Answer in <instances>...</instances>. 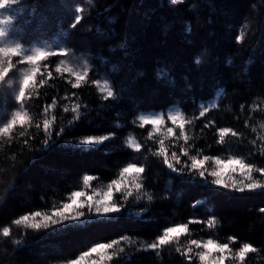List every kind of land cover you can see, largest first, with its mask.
I'll return each instance as SVG.
<instances>
[{"label":"trees","instance_id":"16d2710c","mask_svg":"<svg viewBox=\"0 0 264 264\" xmlns=\"http://www.w3.org/2000/svg\"><path fill=\"white\" fill-rule=\"evenodd\" d=\"M0 13L11 16L12 42L52 53L36 65L21 63L24 55L11 57L13 68L0 82V128L16 112L27 113L0 135V264H72L91 247L114 240L120 243L113 249L80 264H210L221 255L223 264H264V189H225L208 174L215 159L264 169V0H17ZM34 67L40 71L17 101L23 74ZM176 113L184 119L174 124L167 117ZM155 115L163 123H142V116ZM224 128L230 131L221 142ZM103 136L109 139L99 145L79 143ZM161 141L177 171L159 154ZM183 150L210 159L193 170ZM132 162L144 171L122 179ZM85 175L94 177L88 187ZM229 176L244 180L238 165L226 170L224 179ZM252 176L264 182L259 171ZM114 179L121 181L112 201L120 212L97 216L84 208L85 218L96 222L43 227L42 217L62 210L72 191L100 200ZM36 211L42 216L33 219ZM24 215L29 220L16 225ZM181 224L187 231L174 234L170 244L148 247L167 227ZM193 239L228 243L229 250L210 249L202 262L199 253L206 249L191 245ZM244 244L255 251L241 260ZM112 253L111 260H101Z\"/></svg>","mask_w":264,"mask_h":264},{"label":"snow or ice","instance_id":"6c2138e0","mask_svg":"<svg viewBox=\"0 0 264 264\" xmlns=\"http://www.w3.org/2000/svg\"><path fill=\"white\" fill-rule=\"evenodd\" d=\"M91 0H89V3ZM176 3H179L180 0H175ZM17 0H0V10H4L6 7L11 8V6L16 5ZM75 11L77 13L81 12L80 8H76ZM0 16H2V13H0ZM75 23H79L81 17L79 15L75 16ZM12 20L11 16L9 15V18H0V82L5 81V78L9 76L10 70L13 68L12 60L11 57H18L21 55H24V60L21 61L27 62L30 65H36L37 61L40 59H43L46 55H51L52 53H47L45 51H42L40 49H34V50H28V49H23L22 46L19 43L12 42V36H13V30H12ZM73 27L75 24L72 25ZM34 53V54H30ZM5 57L8 58L7 60V67H5ZM61 69L57 68L56 71L59 72ZM40 69L38 67L32 68L30 72H26L23 74L20 88H19V93L16 96L17 101H21L25 97V89L28 88L30 82H34V77L37 72H39ZM67 71H72L71 68H68ZM84 75H87V72L84 73ZM81 75L77 74L76 75V80L79 82L81 79ZM11 86V81H9V87ZM73 87H78V83L74 84ZM108 84L105 83L102 86V90L108 89ZM113 96V91L108 90L107 91V97H112ZM106 97V98H107ZM65 112L68 111L67 108L64 109ZM73 111H76L73 109ZM6 115V113H5ZM201 116L204 115V112L200 113ZM27 116V113H24L23 115L20 112H16L15 115L12 117L11 123L6 124L4 127L0 128V135L7 133L12 126L17 122V120H20L21 122H24V118ZM168 120L172 121V123H177L178 121H181L184 119V117L180 113L176 114H169L168 115ZM163 116L161 115H155V116H142L141 121L143 124L151 123L153 125H159L163 123ZM4 119L3 116H0V124H3ZM47 123V122H46ZM261 127H264V125H261ZM180 128V135L184 136V124L180 123L179 124ZM46 134L50 135V133H47V129L45 130ZM172 128L168 129V135L172 134ZM230 130L227 128L221 129L219 131V138L220 141L222 142L225 138V135L229 132ZM235 135V133H232ZM109 139L108 136H103L100 138H88V139H82L79 141L81 145H99L102 143L104 140ZM187 139V137H185ZM47 143V140L45 141ZM129 143H134V141H129ZM161 143V149L159 154L164 155V163L167 164L168 168L172 169L173 171H177V169L173 166L172 163L168 162V158L165 155V149L163 148V141ZM135 147L137 149L140 148L139 144H136ZM81 150H86V149H81ZM185 156H189V153L187 150H183ZM172 159L176 161L177 164L180 163V159L177 156L175 152L172 153ZM189 159L191 160V169L193 170H199L204 168L205 163L210 159L208 156H204L203 159L198 160L195 155L189 156ZM215 164V168L209 172L208 174L212 177H215V179L212 181L213 184L225 188V189H230L234 190L237 192H245L247 191H254L257 189H264V182H262L259 179H255L252 176L253 171H259L262 176H264V169H254L250 164H246L243 160L241 159H228L226 162L221 159H215L213 161ZM233 165H238L241 173L244 175V180L242 181H236L229 176L228 180L226 181L224 179V174L226 173V170L229 169ZM144 171L143 166H137L136 162L129 163L127 167H124L123 170L120 172V177L123 179L125 178L126 174L130 173H142ZM205 171L207 169H204L203 171H199V175L201 177H204ZM232 171L235 172L236 169L232 167ZM94 179L93 176L91 175H85L83 177V185L85 187H88L90 184V181ZM230 181V182H229ZM244 181H248L245 183ZM133 184L135 185V188L137 190L140 189L141 185L136 182V178H133ZM113 186H115V189L117 192L121 191V181L114 179L110 184L107 185V191L103 193V196L100 200H94L93 195H87L84 191H72L71 195L69 197L70 203H64L62 206V210H54L52 216H43L42 219L44 221L43 227L48 228L50 226H56V225H64V224H78V226L83 227L87 223H94L96 221H92L91 219H86L85 218V212L80 211L79 209H84L87 208L89 214H92L93 208L94 212L97 216H108L113 213H117L121 211V207L112 202L113 201ZM147 195V193H145ZM96 196H99L100 193L96 192ZM132 195V192L129 191L127 192V195L125 196V199H127L129 196ZM85 200H81V197H85ZM152 197L149 196L148 199H151ZM139 199V197H137ZM261 211H264V209H261ZM42 214L40 211H36L32 218L35 219V217H41ZM53 217H58L53 218ZM29 215H24L22 219H16L15 224L20 225L23 222H26L29 220ZM50 222V223H49ZM209 226L214 224L213 220L208 221ZM32 228L35 229H40L41 224L40 223H34L31 225ZM187 224H181L177 227H167L166 230L163 231V235H161L156 242H153L148 245L150 249H157L159 246L162 245H168L172 241L173 235L174 234H179V233H185L187 231ZM3 236L8 237L9 236V228L4 227L3 228ZM234 240V238H231ZM123 240L127 241L128 237L125 236L123 237ZM119 240H114L111 243H98L96 246L91 247L90 251H85L82 256H80L79 260H74L72 264H80L81 261H83L85 256H90L93 253H99V252H105L106 250L113 249L114 245L119 244ZM191 245H196L197 248L203 247L206 249V251L199 253V259L202 262L208 261V258L210 256V249H215L216 251L220 253H224L226 250H229V244L228 243H218L217 241L213 239H208L206 243L201 244L199 241L193 239L190 241ZM120 252H123L124 249L120 248ZM177 252L180 251L179 248L176 249ZM189 251H191V248H189ZM255 251L249 244H244L243 247L240 249L238 255L241 260L244 259V254L246 252H252ZM113 255L115 253H112L107 256H102L101 260L103 259H108L111 260ZM225 257L221 255L217 260H212L210 264H223Z\"/></svg>","mask_w":264,"mask_h":264},{"label":"rangeland","instance_id":"374dc122","mask_svg":"<svg viewBox=\"0 0 264 264\" xmlns=\"http://www.w3.org/2000/svg\"><path fill=\"white\" fill-rule=\"evenodd\" d=\"M262 128V127H261Z\"/></svg>","mask_w":264,"mask_h":264}]
</instances>
